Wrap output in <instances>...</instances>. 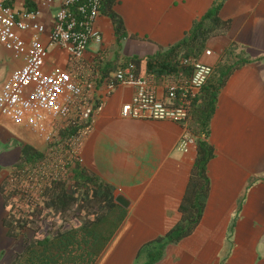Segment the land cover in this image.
<instances>
[{
    "label": "crops",
    "instance_id": "0c3cea01",
    "mask_svg": "<svg viewBox=\"0 0 264 264\" xmlns=\"http://www.w3.org/2000/svg\"><path fill=\"white\" fill-rule=\"evenodd\" d=\"M214 1L115 0L112 10L121 19L126 37L117 46L110 20L98 14L94 24L101 43L88 45L81 67L96 73L94 64L100 58L111 60L114 54L118 60L142 58L167 48L181 40ZM44 2H7L15 13L39 12L44 33L38 40L43 45L59 0ZM217 17L229 21V27L223 35L206 39L204 49L210 56L201 52L197 58L212 70L217 64L247 61L230 73L216 94L206 137L213 156L205 166L209 188L201 218L190 235L166 245L154 264H264V0H224ZM0 57L9 69L13 63L5 60L1 49ZM66 61L61 50H51L46 67L69 69ZM131 92L128 86L116 87L78 139L80 164L111 185L114 196L119 194L128 202L124 219L95 264H134L142 244L173 227L194 159V146L186 153L175 147L179 124L119 116ZM156 94L163 98L159 88ZM1 121L0 117V140L13 142L17 149L7 173L18 157L16 143L26 142L9 133ZM0 207L2 227L1 197ZM0 239H19L21 244V237H6L3 227ZM20 251L10 252L9 260L0 264H10Z\"/></svg>",
    "mask_w": 264,
    "mask_h": 264
},
{
    "label": "trees",
    "instance_id": "16d2710c",
    "mask_svg": "<svg viewBox=\"0 0 264 264\" xmlns=\"http://www.w3.org/2000/svg\"><path fill=\"white\" fill-rule=\"evenodd\" d=\"M223 1L215 0L181 40L157 48L150 56L118 60L114 54L111 60L98 59L94 64L98 71L93 74L98 85L113 78L117 69L128 68L135 77L151 74L156 78L184 69L179 63L181 58H197L206 39L227 31L229 21L217 17ZM114 3L100 0L98 10L110 20L118 46L126 34L121 19L112 10ZM246 61L217 64L193 101L188 128L194 137L195 154L177 208L179 219L164 234L142 244L134 264L156 263L166 245L187 237L198 224L209 188L205 166L213 149L206 137L216 94L230 73ZM87 125L89 122L76 116L63 121L41 151L16 143L18 157L0 179L1 225L6 237H21L22 245L10 264H95L124 219L126 211L113 201L114 188L84 168L74 151L73 139Z\"/></svg>",
    "mask_w": 264,
    "mask_h": 264
},
{
    "label": "built area",
    "instance_id": "2783aa9c",
    "mask_svg": "<svg viewBox=\"0 0 264 264\" xmlns=\"http://www.w3.org/2000/svg\"><path fill=\"white\" fill-rule=\"evenodd\" d=\"M53 0H45L50 5ZM0 0V49L5 60L13 63L6 69L0 57V115L46 140L62 122L77 117L89 122L101 110L104 99L118 86L131 88L128 102L122 104L119 116L123 119L170 121L179 124L181 133L175 147L186 153L194 144L188 128L193 101L212 73V67L198 58L179 60L184 69L154 77L147 74L135 77L128 68L117 69L113 78L98 82L91 71L81 67L89 44H100L101 35L95 27L100 0H59L46 44L38 38L44 28L38 22L36 9L15 13ZM61 50L69 69L46 67L48 51ZM203 56H210L208 49ZM185 68L189 71L185 72ZM159 88L163 98L157 97ZM89 129L85 126L73 139L74 151L78 139Z\"/></svg>",
    "mask_w": 264,
    "mask_h": 264
},
{
    "label": "rangeland",
    "instance_id": "374dc122",
    "mask_svg": "<svg viewBox=\"0 0 264 264\" xmlns=\"http://www.w3.org/2000/svg\"><path fill=\"white\" fill-rule=\"evenodd\" d=\"M12 66L14 64H11ZM0 76L1 79H4L5 72L0 69ZM1 117V123H3L6 127V130L13 134L14 136L20 138L21 140L25 141L26 143L32 147H34L37 150H44L45 144L47 141H51L54 137L55 130L50 133V136L46 138V140H42L41 136L35 132V131H29L27 128H25L22 124L14 123L11 121L8 117L2 116ZM4 135V134H2ZM17 149L15 148V144L13 142L3 141L0 140V162H3V166L0 167V177L2 174L6 173V167L7 164L14 161V157L16 156ZM1 212V207H0ZM2 227L0 226V229ZM29 234V233H27ZM8 241H1L0 239V246H2L3 252L0 253V263L6 262L8 254L11 252V254L15 251H19L22 249V245L19 243V239H7Z\"/></svg>",
    "mask_w": 264,
    "mask_h": 264
},
{
    "label": "water",
    "instance_id": "95a60500",
    "mask_svg": "<svg viewBox=\"0 0 264 264\" xmlns=\"http://www.w3.org/2000/svg\"><path fill=\"white\" fill-rule=\"evenodd\" d=\"M113 201L123 209H126L128 206V202L119 194L114 196Z\"/></svg>",
    "mask_w": 264,
    "mask_h": 264
}]
</instances>
